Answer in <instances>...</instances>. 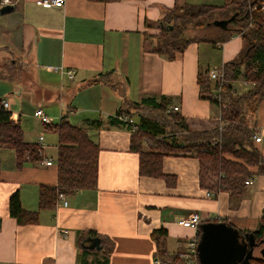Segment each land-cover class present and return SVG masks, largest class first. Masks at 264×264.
Here are the masks:
<instances>
[{"label":"crops","instance_id":"crops-1","mask_svg":"<svg viewBox=\"0 0 264 264\" xmlns=\"http://www.w3.org/2000/svg\"><path fill=\"white\" fill-rule=\"evenodd\" d=\"M178 1L68 0L63 7H44L36 0H20L11 12L0 9V64L13 59L16 69L29 73L13 75L5 69L0 76V84L9 88L0 86V97L9 100L12 119L22 124L39 107L51 117L67 114L75 125L89 127L101 146L97 188L66 196V205L59 199L55 209H39L38 204L40 185L57 182L58 137L43 150L55 162L50 166L29 162L18 169L14 149L0 148V264H84L77 240L87 230L115 242L108 264H155L153 231L165 228L167 250L178 256L198 235V228L181 223L193 212L203 222L226 219L247 232L258 229L264 214L263 173L253 177L238 199L228 191L208 196L200 185L196 157L165 156L168 178L140 175L139 154L130 149L131 130L109 120L125 100L166 95L188 124L200 128L196 130L221 127L219 109L201 97L198 84L199 70L213 67L209 44L193 41L173 59L149 45ZM213 45L219 49L214 52L220 51L219 67L235 59L244 42L235 35ZM68 70H74L73 79ZM101 73L100 81L91 82ZM234 87L244 92L248 86ZM93 120L102 125L91 124ZM256 124L261 141L254 144L264 159V101ZM42 126L39 135L56 136ZM52 147H57L55 157L48 154ZM17 191L25 209L39 210L38 222L21 225L10 215L9 200ZM89 237L84 248L100 250L90 247ZM97 257L103 261L100 253H92L88 263ZM172 264L185 263L178 258Z\"/></svg>","mask_w":264,"mask_h":264},{"label":"trees","instance_id":"trees-1","mask_svg":"<svg viewBox=\"0 0 264 264\" xmlns=\"http://www.w3.org/2000/svg\"><path fill=\"white\" fill-rule=\"evenodd\" d=\"M189 3L185 15L161 20L160 44L154 49L173 59L177 52L183 51L193 41L215 44L225 42L234 35L242 37L243 50L235 59L224 64L227 78L222 84L219 80L210 79L206 74L207 69L199 70L198 74L201 97L209 99L219 109L221 127L192 129L178 110L170 109L172 99L166 95L147 96L140 101L125 100L124 106L109 120L112 124L124 125L131 130L130 149L139 154L140 175L168 178L169 175L163 172L165 156L196 157L200 162L201 187L212 191L215 197L220 191H228L233 199H238L248 186L249 179L264 174V159L254 144L256 115L264 101V0H230L221 5ZM235 13L237 16L228 28L216 27L219 33L216 38L188 35V25L198 30L211 28L214 20L229 18ZM175 19L176 23L173 22ZM16 67L13 59L7 64H0V76L5 69L10 71ZM99 75L98 79L91 82L100 81L104 74ZM240 78L252 82L253 86L245 92L238 91L232 81ZM220 86L221 100H217L212 95ZM91 124L100 127L102 120H93ZM45 129L58 137V178L55 184L40 185L38 205L39 209H55L59 194L68 196L79 190L97 188L101 146L91 137L89 127L75 125L67 114L60 122L47 124ZM2 147L14 149L18 169L44 158L39 144L26 140L21 122L11 118V111L4 108L0 97ZM252 166L258 167L257 171L251 170ZM9 211L21 225L39 221V210L25 209L18 191L10 197ZM221 221L228 222L226 219ZM247 231L241 230L243 233ZM252 232L257 240L264 239V214L258 229ZM89 236L100 237V250L95 249L93 252L84 248L83 240ZM152 236L157 243V257L167 264L180 258L169 254L166 243L168 232L165 228L154 230ZM77 241L81 249L79 258L81 260L84 256V264H89L87 256L92 253H100L103 258L102 261L97 257L94 264H108V258L115 249V242L111 238L93 230L79 232ZM252 264H264V260L258 258L252 260Z\"/></svg>","mask_w":264,"mask_h":264},{"label":"water","instance_id":"water-1","mask_svg":"<svg viewBox=\"0 0 264 264\" xmlns=\"http://www.w3.org/2000/svg\"><path fill=\"white\" fill-rule=\"evenodd\" d=\"M13 6H5L2 13L11 12ZM237 13L229 18L216 19L212 23L216 27L228 28ZM172 27V26H170ZM201 235L198 244L200 264H252V260H264V239L257 240L253 232L241 230L226 221H207L200 225ZM91 248L101 249L100 237H89ZM260 248V257L255 252Z\"/></svg>","mask_w":264,"mask_h":264},{"label":"built area","instance_id":"built-area-1","mask_svg":"<svg viewBox=\"0 0 264 264\" xmlns=\"http://www.w3.org/2000/svg\"><path fill=\"white\" fill-rule=\"evenodd\" d=\"M19 1L20 0H0V9H2L5 6L15 7L19 3ZM67 1L68 0H36V3L44 7H54V6L63 7ZM262 9L264 11V3L262 5ZM52 69L56 71V70H60L61 68L52 67ZM67 74L69 75L71 79H73L75 75L74 70H68ZM206 74L212 80H219L221 84L227 78L224 65H221L219 67H216V66L210 67L207 69ZM221 91H222V86H220L219 90H215L213 92L212 97L217 100H221V95H220ZM2 104L4 108L10 110V102L8 99L2 98ZM170 109L179 110V106L178 105L170 106ZM33 115L45 125L53 124L55 122L54 119L51 116H49L42 107L35 109ZM63 116H64L63 114L59 116L58 118L59 122L62 120ZM254 138L256 142L261 141V136L258 135L257 130L255 132ZM37 143L40 146V150L43 152L45 145H46L45 136L40 135L39 141ZM40 162L48 166L53 165L55 163L53 159L48 158V157H44ZM253 181L254 179L251 178L247 181V184L253 183ZM207 195L215 196L214 193L210 190L207 191ZM59 199L62 200L65 205L67 204L65 194L63 193L59 194ZM181 223L184 226L195 227V228H198L199 230L200 225L203 223V218L199 212H193L187 218L182 220ZM65 232L67 233L66 230ZM199 240H200V236L198 235L195 238L189 239L188 244H187V249L178 255L185 264H200L199 255H198ZM155 264H167V263L163 259L157 257L155 259Z\"/></svg>","mask_w":264,"mask_h":264},{"label":"rangeland","instance_id":"rangeland-1","mask_svg":"<svg viewBox=\"0 0 264 264\" xmlns=\"http://www.w3.org/2000/svg\"><path fill=\"white\" fill-rule=\"evenodd\" d=\"M227 1H230V0H179L178 1L179 3H177V5L173 8V10L169 11V13L167 14L166 17H168V18H170V20H172L173 16L185 15L186 7L188 6V4L190 5L189 2H191V4H197L198 3L197 5H207V4H210V2L213 3V4H219V3L222 4V3H225ZM173 22L176 23V19L173 20ZM211 26H212L211 28H207V29L206 28H204V29L201 28V29L198 30L197 28L194 29L193 25H188V30L189 31H187V32H188V35L190 37L191 36L197 37V38L204 37V36H212L214 38L218 37L219 33H218V31H216L217 30L216 26H213V25H211ZM155 35H151V38H150L151 42H150L149 45L153 44L152 46H157L158 44H160L159 43L160 30H159V32L155 33ZM203 44H209L208 46H210L209 47V50H210V57H209L210 60L209 61H210L211 65L212 66L220 65V63L218 62L219 52L220 51L219 52L218 51L217 52L213 51V50H219V49L215 48L213 43H210V42L208 43L206 41H203ZM16 68H18V67H16ZM16 68H13V69L10 70L11 72L14 73L13 75L22 74L24 72H26V77L29 75V73L26 70H24V72L22 71V73H21L20 70H18ZM240 81H242V84L244 86H248V87L245 88L246 91L253 86L252 82L244 83L243 81H245V80H242V78H240V79H238L236 81L233 80L232 84H236V85H238V87H240V89H242L241 88L242 84L240 83ZM0 86H4L6 88V90L9 91V88L6 85L0 84ZM3 96L4 95L2 94V97ZM33 113H34V111H33ZM57 115L58 114L54 115V117L52 116L55 119V123L59 122V120H58L59 116H57ZM33 117H34V115H33ZM33 117L30 116V118L24 119L23 122H22V126H23V129H24V135H25L26 140L31 141V142H38L39 141V137L41 135V134L39 135V133L43 132V126H42V123H40V120L38 121V119L36 117H34V118ZM189 125H190V127L192 129H200V128L193 127L194 124L192 122L189 123ZM204 129H209V128H207V127L205 128L204 127ZM44 135L46 136L45 137V144L48 143L51 140H56V137H57V135L54 136V135L48 134V133H45ZM56 153H57V147H55L54 149L52 147L51 150H48V154L49 155H53L54 157H55ZM262 247H264V244L262 245ZM259 250H260V248H258L256 250V252H255V254L258 257L261 256Z\"/></svg>","mask_w":264,"mask_h":264}]
</instances>
